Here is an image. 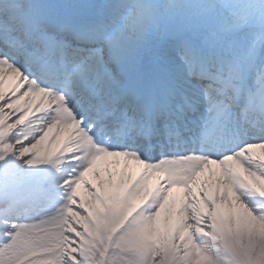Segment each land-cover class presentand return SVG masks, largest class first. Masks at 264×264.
Returning a JSON list of instances; mask_svg holds the SVG:
<instances>
[{
	"label": "snow or ice",
	"instance_id": "snow-or-ice-1",
	"mask_svg": "<svg viewBox=\"0 0 264 264\" xmlns=\"http://www.w3.org/2000/svg\"><path fill=\"white\" fill-rule=\"evenodd\" d=\"M237 7L233 0H199L195 4L183 0H108L97 13L102 23L89 24L87 13L72 0L60 8L41 0H19L6 11L0 10V56L13 60L30 77L67 73L68 62L61 58L66 56L69 39L101 30L111 33L110 39L127 38L136 47L142 86L158 90L164 103L155 108L139 104L147 120H137L125 111L124 122L116 130L151 138L159 132L160 117L178 120L198 112L201 104L193 94L227 77L230 65H247L249 70L254 65L264 70V43L257 55L247 33L223 27ZM260 7L264 13V5ZM133 20L135 24L130 23ZM245 79L251 86V79ZM106 87H111L110 81ZM89 91L97 111L88 109L84 127L95 122L93 117L111 127L110 121L125 98L111 92L99 94L96 88ZM211 122L209 116L206 130ZM31 154V148L21 146L17 151L13 144L0 145V184L19 178V162L24 167L36 166L39 158L28 159ZM22 217L18 208L0 216V264H84L90 259L89 249L71 232L55 227L54 221L36 223L38 220ZM217 241L198 249L204 264H264V194L254 203L248 199L242 204L234 223L221 226Z\"/></svg>",
	"mask_w": 264,
	"mask_h": 264
},
{
	"label": "bare ground",
	"instance_id": "bare-ground-1",
	"mask_svg": "<svg viewBox=\"0 0 264 264\" xmlns=\"http://www.w3.org/2000/svg\"><path fill=\"white\" fill-rule=\"evenodd\" d=\"M12 2L13 0H8L7 3L11 4ZM1 6L2 5H0V10H1ZM100 7H103V6H97L95 7V9L92 10L95 16L99 17L97 13H99L102 10L100 9ZM130 23L135 24L136 21L133 20ZM101 33H105L109 41L107 43L106 48L101 49L99 50V52L96 53V56H97L96 59L103 57V56H107L111 58L110 62H112L114 66H116L117 68H120V67L125 68L126 65L124 64V62H128V64L131 63V60H132L131 56L134 53H137L135 45L127 38H122L119 40L110 39L111 33L105 32L104 30H101ZM99 61H101V59ZM85 70H87V68L81 69L83 74H87ZM117 71L119 72V69L116 70V72ZM263 73H264V70H259L258 68H252L250 75L252 74L263 75ZM82 78L83 80L87 79V77L86 78L82 77ZM234 78L237 80L238 75H236ZM259 80H261V78H259ZM0 84L2 85L1 90H8L9 98H13L19 95V90L17 88V85H15L12 79L0 76ZM71 91L72 90H70V92ZM19 99L22 100L21 97H19ZM20 100H16L13 103V105L17 107L18 110H22ZM220 110H221V104L220 105L214 104L213 107L210 108V111L212 112H220ZM202 111L206 112L207 109H203ZM60 114L62 115V117H61V122H59L58 125L59 127L65 130L64 135L66 139L68 140V143L71 144V147H68V151L71 156V160L69 162L72 163L71 167H74L78 170L79 175H80L79 177H81V174L83 172V169H84L83 166L90 163L89 158L92 155H95V152H96V155H99V154L101 155V160L99 161L97 166H92L90 168V170L88 171L90 173L96 170L97 168H100L103 164L114 161V158L116 156L120 159V156L118 154L110 153L108 155H105L103 153H100L98 151V148L95 149L94 147L85 145L86 139H85V135L82 132V130L74 123L72 124V126L69 125L71 120L69 118L68 112L65 110L61 111L60 109H57L53 115L59 116ZM24 123L26 124L25 129H27L28 122L27 123L24 122ZM74 130H78L76 131L77 133L76 135L74 134ZM42 155L46 158H49L47 153H43ZM58 171L59 169L57 170V172ZM115 174L121 175L120 173H115ZM121 180L123 181L122 185L124 184L126 185L122 186L121 188L118 187L116 189L115 198L111 202L113 205L109 206L106 213L99 211L100 214H97L98 216H96L95 218L98 223L102 221L98 230L96 227L92 225L90 226V224L84 221V218H82L83 222L81 220L79 222L75 220L76 226H84L86 230H88L90 227L92 228V232H89L87 236L84 237L82 234L81 236L77 235L75 237L85 248L89 249V254L92 252V246L94 244L93 241H97L99 243H107V241H109L110 236H111L110 233H114L115 231L114 228L118 226L117 220L121 216V210H118L117 203L120 202L121 204H124L126 202H133L130 200L131 195H127V192L132 193L133 189L129 190L127 185L131 186L133 184V186H137L138 188L140 187L144 188L142 179L136 180V179L127 178L126 176H123L121 177ZM208 184L209 185L204 188V191L207 192L210 198H216L218 199V203H221L219 207L216 208L215 214L212 216V220H211L212 227L210 231L212 234L211 237L205 238L203 236L204 228L202 224L200 223H198L195 228L189 227L188 229L182 231L181 233L183 238L181 239L180 245L182 246L181 248L184 249L183 252L181 251V254L183 256H181V258L179 257L180 254H179L178 249L175 246H173L174 237H171L169 240V243L171 245H167L166 242H162L163 254L157 257V260L160 261L158 262V264H204V260L200 256L198 249L204 248L208 244L217 243L218 242L217 237L219 235L221 226H223L226 223L228 224L234 223L236 215H237V211L240 208V206L238 203L233 202V199H230L229 197L226 196L227 195L226 192L234 193L233 188L230 186L229 183H219V181L217 180L215 176ZM17 188L23 189L25 188V185L17 186ZM39 191H42V190H39ZM45 192H49V191L45 190ZM45 192H38V194H43ZM7 194L9 193H3L1 194V196H5ZM121 199H124V201H122ZM100 201L101 199H99V201L97 199L88 200L87 204L90 203L91 205L88 204L86 209H88V211L90 212H94L96 208L102 207V204L100 203ZM229 202L231 203L232 216L234 217L231 220L226 219V217L230 215H228L227 210L224 208V204H227ZM205 206H206V202L204 201L201 202V208H204ZM170 209H173V208H170ZM170 212H173L170 215L172 220L170 219V221L167 222V219L165 217L160 216L157 219V223H155L156 234L159 235L160 237L165 235L169 231L170 225H174L178 229H180V222L178 223L176 222L178 220V217H177L178 215L174 213V209L173 211H170ZM133 214L134 213H132V211L129 213L130 217L134 220L133 222L135 223V227H132L130 229L131 234L129 236H127V232L125 233L126 236H124L123 241H125V243L129 244L130 246H133V245L140 246L139 248L140 250H142L141 252L143 254V262L141 261V264H147V256L150 254L149 249L152 248L151 245H153L152 242L154 241L155 235L151 233V230L150 232L146 230V227L148 226V224L151 225L150 218L146 217V214L145 216H138L136 220H135L136 217ZM198 215L199 214H196L194 212V219H198V221L200 220L204 221V219L206 218V216L201 217L202 215H200L201 218L199 219L198 217H196ZM78 219H81V217H77V220ZM184 225L185 227L187 226L186 223H184ZM151 226H150V229H152ZM95 231L96 233H94ZM190 232H193V237L190 236ZM213 234H216L217 237L213 236ZM89 235L93 236V240L90 239ZM204 239L209 240L208 243L206 241L205 244H202V241ZM195 240H200V242H196ZM158 242L161 243V240H159ZM97 262L98 264H101L102 257H100Z\"/></svg>",
	"mask_w": 264,
	"mask_h": 264
},
{
	"label": "rangeland",
	"instance_id": "rangeland-1",
	"mask_svg": "<svg viewBox=\"0 0 264 264\" xmlns=\"http://www.w3.org/2000/svg\"><path fill=\"white\" fill-rule=\"evenodd\" d=\"M183 2L195 4L199 2V0H183ZM233 2L236 3L238 7L235 9L234 14L232 15L231 19L224 23L223 27L225 31L239 29L240 31H243L248 34V33H252V32H249V29H250L251 31H253L254 34L253 35L248 34L249 41L253 40L252 37L254 35H255L254 36L255 40L257 38L256 36L260 37L264 35V13H262V10L260 7L261 5H264V0H233ZM190 11L194 12L195 9H192ZM247 19L250 20L249 23L245 22ZM33 175L34 174L31 172L28 174L29 177H32ZM153 177L154 178L157 177V171L154 172ZM103 192L104 190L99 187L95 188V190L93 191L87 190L86 192H84L83 203L85 207L87 208V205L90 204V203L87 204L88 200H93L95 198L100 199L103 195ZM105 199L107 198H102L101 200L106 201ZM106 202H109V200H107ZM99 211L104 212V206L96 208L95 213L100 214ZM81 215L83 214L81 212H78L75 218L83 217ZM184 215H186V213ZM84 221H86L85 218H84ZM124 221L125 222L129 221V219L125 218V219H122V221H120V227L116 233V238H115L116 240L113 243V245H111L112 250L106 255L107 256L106 264H139V262L136 261L138 259H137V255H135V248L132 251L130 250V247L131 248L135 247V245L130 246L129 244L125 243V241H123L124 236H126L125 233L127 232V236H129L131 234L130 229L132 227H135V225L132 222H129L128 224L123 223ZM87 223L90 224L91 226V223L89 222V220H87ZM88 230L92 231V228L90 227ZM88 230L84 228L82 230H78V232H81L80 234L84 235V234L89 233ZM146 230L150 232L149 227H146ZM105 244L106 243L97 244L95 246V249L98 250L99 248L100 250L103 247H105ZM101 256H102V252L100 253L99 258ZM88 260H89L88 262H92L93 258L90 257V259ZM155 261L153 262V264H156Z\"/></svg>",
	"mask_w": 264,
	"mask_h": 264
}]
</instances>
